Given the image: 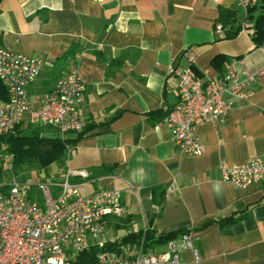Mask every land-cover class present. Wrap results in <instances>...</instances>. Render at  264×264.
I'll list each match as a JSON object with an SVG mask.
<instances>
[{
  "label": "crops",
  "instance_id": "obj_1",
  "mask_svg": "<svg viewBox=\"0 0 264 264\" xmlns=\"http://www.w3.org/2000/svg\"><path fill=\"white\" fill-rule=\"evenodd\" d=\"M219 7L243 25L233 38L216 30ZM245 14L237 0L0 1V45L42 59L27 86L32 108L67 70L76 69L85 85L78 109L88 128L55 166L86 171L70 180L87 190L121 191L124 213L107 217V226L190 236L199 259L180 247L177 261L160 264H264V183L237 188L219 170L264 156V75L247 84V98L223 120L196 125L200 155L180 153L164 122L165 106L175 101L165 89L172 71L191 67L214 77L227 67L238 74L264 68V42L254 46ZM29 122L26 113L20 127ZM43 127L47 136L76 134ZM101 165L111 172L100 174ZM181 234L173 237L178 243ZM166 241L152 249L163 251Z\"/></svg>",
  "mask_w": 264,
  "mask_h": 264
},
{
  "label": "built area",
  "instance_id": "obj_2",
  "mask_svg": "<svg viewBox=\"0 0 264 264\" xmlns=\"http://www.w3.org/2000/svg\"><path fill=\"white\" fill-rule=\"evenodd\" d=\"M256 1L237 0L245 11ZM215 27L221 30L220 24ZM41 65L39 57L0 45V81L8 93V99L0 101V134L12 131L26 113L31 123L54 128L61 136L83 129L78 107L85 85L74 68L63 72L50 91L38 95V106L32 108L27 86L36 80ZM262 75L264 68L238 74L231 67L214 77L191 67L169 73L165 89L174 94L175 101L165 106L164 122L178 151L202 154L196 125L213 118L223 120L232 107L247 98V84ZM11 159V155L3 156L7 164ZM219 170L221 180L237 188L264 183V156L223 163ZM70 177L84 179L87 173L58 169L33 181L30 177L5 178L0 172V264H160L177 261L180 247L191 248L199 259L188 233L180 235L179 243L168 239L163 251L148 247L143 236L136 240L123 239L125 234L108 237L106 218L124 213L121 191L87 190L85 182ZM33 185L40 192V201L28 196Z\"/></svg>",
  "mask_w": 264,
  "mask_h": 264
},
{
  "label": "trees",
  "instance_id": "obj_3",
  "mask_svg": "<svg viewBox=\"0 0 264 264\" xmlns=\"http://www.w3.org/2000/svg\"><path fill=\"white\" fill-rule=\"evenodd\" d=\"M218 11L217 20L223 29L221 38H233L243 25L237 21L234 11L223 7H219ZM245 19L251 22V25L246 27L251 41L255 47L260 46L264 42V0H257L254 5L247 7ZM69 51L73 52L72 49ZM222 60L223 57L218 55L213 58L212 63L218 67ZM7 99V90L0 81V101ZM87 128L84 127L81 131L73 132L76 133L74 137L64 138L44 135L43 125L29 122L24 129L20 127V124L16 125L12 131L0 134V172L5 178L15 177L23 180L26 169H46L52 164L62 166L67 156L68 147L74 144L86 132ZM4 155L12 156L9 164L4 162ZM105 167L106 165L97 167L100 174L111 172L112 167L107 166V170ZM155 190L156 188L153 189V193ZM179 233L186 232L173 231L156 237L150 226L147 225L145 229L126 232L123 239L136 240L143 236L145 244L150 248H155ZM91 260L92 258L82 261Z\"/></svg>",
  "mask_w": 264,
  "mask_h": 264
},
{
  "label": "rangeland",
  "instance_id": "obj_4",
  "mask_svg": "<svg viewBox=\"0 0 264 264\" xmlns=\"http://www.w3.org/2000/svg\"><path fill=\"white\" fill-rule=\"evenodd\" d=\"M61 169L60 167H56L55 164L49 165L46 169H26L24 178H27L29 176L33 181H38L41 178L45 177L49 172H54L55 170ZM21 180V179H20ZM35 184V183H34ZM28 196L30 199H34L37 201L41 200V195L38 189L35 185L31 186V188L28 190ZM128 229L124 227L123 224L120 223L119 227H114L112 225H108L106 228V234L107 236H115V235H124L127 232Z\"/></svg>",
  "mask_w": 264,
  "mask_h": 264
}]
</instances>
